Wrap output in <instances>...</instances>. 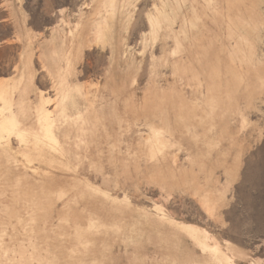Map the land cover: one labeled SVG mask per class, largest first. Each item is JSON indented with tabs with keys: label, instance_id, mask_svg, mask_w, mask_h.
<instances>
[{
	"label": "rangeland",
	"instance_id": "obj_1",
	"mask_svg": "<svg viewBox=\"0 0 264 264\" xmlns=\"http://www.w3.org/2000/svg\"><path fill=\"white\" fill-rule=\"evenodd\" d=\"M0 264H264V0H0Z\"/></svg>",
	"mask_w": 264,
	"mask_h": 264
}]
</instances>
